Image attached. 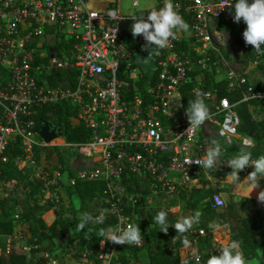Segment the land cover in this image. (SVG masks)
I'll use <instances>...</instances> for the list:
<instances>
[{"label":"built area","instance_id":"1","mask_svg":"<svg viewBox=\"0 0 264 264\" xmlns=\"http://www.w3.org/2000/svg\"><path fill=\"white\" fill-rule=\"evenodd\" d=\"M115 1L116 7L105 4L103 9H93L88 0H0V187L19 183L2 178V168L9 161L8 146L20 140L23 154L12 161L22 169L25 183L39 185L41 193L47 192L45 198L52 206L67 204L69 199L64 190L62 157L65 171H71L73 177L106 182L98 216L113 217L112 226H126L135 224L139 210L151 213L167 199H177L178 203L181 195L197 186L200 179L211 183L208 170L185 161L202 157L213 139L221 143L225 152L231 146L238 148L240 141L247 138L239 134L240 118L226 98L215 104L212 119L195 131H187L189 122L181 93L188 86L193 93L199 89L198 78L205 81L204 73L212 76L215 72L218 78L219 58L214 42L223 38L218 25L231 22L234 16L233 8L220 9L226 0H173L179 14L187 19L196 44L191 51H184L181 35L165 49L153 48L150 72L138 62L137 56L148 55L143 49V37L129 42L128 35L119 29L122 20L133 21L128 17L137 10L134 8L129 15L120 12V17L113 19L109 11L120 9V0ZM234 3L232 0L233 6ZM226 69L223 78L228 88L245 86L242 101L264 103V91H255L237 73L233 61ZM50 78L59 80L58 84L49 86ZM204 92L208 94L206 99L212 98L210 91ZM60 101L75 107L76 117L89 131V137L69 143L58 127L50 125V130H60L58 137L50 141V153L56 160L50 158V165L40 168L36 148L49 144L35 128L37 108ZM207 125L217 126L214 137L204 129ZM62 148L70 156L61 154ZM250 170L249 166L242 171L247 174ZM49 173L50 179L45 178ZM123 173L133 179L127 180L133 187L131 192L122 183ZM210 201L215 208L226 203L217 191ZM178 207L171 205L170 210ZM11 218L13 222L20 219L19 211ZM207 234L211 236L210 255L219 254L220 247L229 242L228 238L218 241L212 229L207 232L193 228L187 236L195 246ZM10 239L8 236L6 251ZM101 241L91 252L80 250L79 239L74 238L66 245L65 253L68 258L79 259L77 264H117L118 250L127 244L106 241L102 245ZM32 247L38 245L24 246V250L33 263L42 258L45 264H61L62 248L32 253ZM91 255L94 260L89 258ZM185 258L195 263L187 251Z\"/></svg>","mask_w":264,"mask_h":264},{"label":"trees","instance_id":"2","mask_svg":"<svg viewBox=\"0 0 264 264\" xmlns=\"http://www.w3.org/2000/svg\"><path fill=\"white\" fill-rule=\"evenodd\" d=\"M150 1H155L154 4L157 7H161L163 2V0ZM185 21L188 23L187 19H185ZM133 22L134 21L130 24L127 36L129 42H133L138 37L132 36L131 25ZM230 24L231 22H221L218 27L220 29H226ZM244 26L245 23L241 20L240 28ZM236 38L238 43L242 46V54L238 55L237 58L243 66H247L256 59L264 60V51H262L261 54H257L251 45H246L244 40L239 37ZM181 42V48L186 51V47L184 46L185 41ZM259 64L264 76V61ZM157 71L158 69L156 72ZM214 76L215 72H212V76L209 73H204L205 81H203L202 86L199 87L203 92H211L212 98L205 99V103L208 105L210 111L222 98H226L230 103L234 104V108L240 118V124L238 126L239 134L248 138L251 137L254 141L253 147L248 149L251 151L253 159L260 155H264V118H256L249 108L261 102L259 100L242 101L245 86L241 85L240 87L228 88V81L225 78H217ZM58 82L59 80L50 78L48 85L54 86L57 85ZM253 87L255 91H264V82L258 80ZM181 93L183 102L187 108L188 101L195 99L194 93L191 92L190 86L185 87ZM35 122L36 130H39V127L43 123L58 127L61 130L62 137L69 143L81 142L89 137V131L85 129L76 117L75 107L65 101H60L51 105L44 104L38 107ZM38 150L39 148H36V153ZM240 150V148L231 146L227 149V156L238 154ZM44 151L46 156L50 155L49 147H45ZM6 153L9 156V161L2 168V178L5 180L16 179L17 181H23L25 176L22 173V169L12 161L16 156L23 154L20 140L11 143ZM60 162L64 167V169L61 170L62 173H66L64 178L65 193L70 200L77 201L78 205L77 208L71 207L74 212L72 218L67 219L62 217L61 213L57 212L55 213L54 219L50 223H47L42 215L43 212L50 208V205H39L35 202L31 209L26 211L24 217L28 224L29 237L25 242L18 244L12 239L14 223L6 207L5 199L0 200V236L11 237L7 251L5 247L1 248L0 246V264H45L42 258H38L37 261L33 263L31 259L28 258L24 246L38 245V248L32 247V253L38 252L40 249L52 251L55 248L62 247L66 239V243H68L71 239L78 238V248L80 250L86 248L88 251L95 252L99 242L102 240V238L97 236L99 229H106L115 223L113 217H105L103 223L87 225L82 231L76 230L80 215L87 212L91 201L101 198L104 195L106 182L99 179H77L73 177L71 171H65L62 157H60ZM47 163L50 165L49 160ZM230 172L231 168H227L219 171L218 174L227 176ZM238 174H243V171H240ZM70 180H72V182H70ZM127 180L133 179L123 173L122 183L126 185L127 190L131 192L133 187L131 184H127ZM26 184L30 186L31 196L38 192L39 185H32L30 182ZM215 191V187L204 180L200 185L192 187L190 191L181 195L180 200L183 202L185 208L191 210V213L197 210L203 213L200 224L193 228H202L209 232L211 230V228H209L210 223L227 225L225 228L228 232L229 242L231 240H239L241 242V249L250 264H264V204L259 203L257 199L240 196L235 199H229L227 202L225 201V206L221 208H215L210 201V197ZM173 201H177V199ZM157 211L156 209L152 210L149 214V222L152 224L151 227L147 230H140L144 238L142 245L140 247H135L127 244L120 247L115 261L117 264H133L135 261L137 262L139 251L145 253L147 264H182L183 261L179 254V249L184 247L182 238L176 233L175 228L171 226L177 219L169 218L170 226L168 227L167 234H165L160 231V226L154 220ZM89 236L90 238H86ZM210 244L211 236L207 234V236L201 238L193 247H198L201 257L206 260L210 255ZM127 250H130L132 253L129 254ZM188 251L190 255L191 250L189 249ZM212 255L218 254L214 253ZM89 258L94 260L93 255ZM190 264L195 263L190 260Z\"/></svg>","mask_w":264,"mask_h":264},{"label":"clouds","instance_id":"3","mask_svg":"<svg viewBox=\"0 0 264 264\" xmlns=\"http://www.w3.org/2000/svg\"><path fill=\"white\" fill-rule=\"evenodd\" d=\"M225 6L233 8V21L235 23L243 20L246 24V29L242 33L245 44L251 45L257 54H261L264 51V47H262L264 46V0H252L250 4L247 0H235L234 6L232 0H226L220 9ZM132 8H135L137 11L128 17L134 21L131 25V33L133 37L142 36L145 41L143 49L148 51V55L146 57L137 56L138 62L145 65L150 63L152 59L151 50L153 48L157 50L165 49L170 46V41L177 39L189 31V24L179 14L177 10L178 6L174 4L173 0H163L161 7H157L155 4L146 6L142 3V0H129L128 10L130 11ZM145 13H147L146 18ZM108 14L111 18L118 19L120 17V10L113 9ZM207 95L206 92L200 89L194 90L195 99L188 101V106L185 109V114L189 122L187 131H195L205 121L212 119V113L205 103ZM253 144L254 141L251 137L245 139L240 152L224 162L231 168V172L228 175H231V182L235 186H238L241 182L238 173L246 167H252L253 170L243 180L249 188L247 198H250L249 194L254 189L260 187L259 181L264 178V155L253 159L251 151L248 150ZM221 154V143L213 139L211 146L202 157L195 159L188 158L185 163L188 165L195 163L201 169L214 171L217 168V160ZM257 201L264 204V189L257 193ZM168 215L169 213L166 210L161 209L157 211L154 217L155 222L160 226V231L165 234H167L168 227L170 226L167 223ZM202 215L203 213L197 210L190 215L179 217L171 225L182 238L183 246L191 250L190 256L195 260V264H250L249 260L244 256L239 240H231L223 244L219 249L218 255H209L206 260L201 257L199 248L193 247L192 242L186 234L194 226L200 224ZM105 216L106 214L97 218L93 217L90 213H82L79 217V223L76 225V230H84L90 222L103 223ZM221 227V225L216 223L209 224V228L213 231H220ZM224 227H227V225ZM97 236L102 238V245L106 241L117 245H138L144 240L138 223H129L126 226L123 224L109 226L106 229L101 228ZM86 238H90V236ZM182 264H190V260L185 258Z\"/></svg>","mask_w":264,"mask_h":264},{"label":"rangeland","instance_id":"4","mask_svg":"<svg viewBox=\"0 0 264 264\" xmlns=\"http://www.w3.org/2000/svg\"><path fill=\"white\" fill-rule=\"evenodd\" d=\"M88 3L93 9H103L105 8L104 7L105 4H107L108 7H112L110 6L111 4L113 5V7H116L117 5V2L115 0H88ZM240 22L235 23L232 20L228 28L220 29L223 34V38L221 39V41L214 42V45L216 46L218 50V58H219L217 75L218 77H223V75H225L227 71L226 68H227L228 63L230 61H233V64L235 66V70L237 71V73H241L246 78L248 83H250L251 85H254L258 80L264 82V76L259 67L260 65L259 63L263 62L264 60H259L256 64H248L247 66H243L240 63L239 59L237 58L238 55L242 54V46L238 43L236 37H239L240 39L243 40L242 33L246 29V24L243 28H240ZM225 40H226V43H225ZM184 41H185L184 46L186 47V51H191V49L196 44L194 41H192V36L190 32L188 35V40H184ZM144 66L146 67V69H149L148 70L149 72H150V69L153 68V64L151 61L147 65L144 64ZM198 80H199L198 83H201L199 87H201L203 84L202 77L198 78ZM251 111L256 118H264V103H259V104H256L255 106H251ZM204 129H207L208 134L214 137L215 132L217 130V126L207 125L205 126ZM45 147L50 148V144L47 146H44V148ZM242 147H243V143L242 141H240L238 148L241 149ZM44 148L39 149L36 153L38 166L40 168H43L44 165H48L47 162L48 160L50 161V158H52L53 160H56L55 156L51 155L52 152L50 153L49 156H46ZM60 152L61 154L69 153L68 151H66L65 148H62ZM235 155L237 154L227 156V150L225 152H222L221 156L217 160V168L214 171L208 170L209 175L212 179L211 183L209 184L215 187L216 191L222 195V197L224 198L226 202L229 199H235L240 196H247V192L249 191L248 186L243 182V180L248 175V173L251 172L253 169L250 170L247 174L245 173L238 174L240 181H241L238 186H235L234 184H232L231 175L222 176L218 174L219 171L230 168L224 162H226L227 159ZM68 156L70 155L68 154ZM44 177L45 178L47 177V179H50V173H49V176L44 175ZM201 182H204V180L203 179L199 180L197 185H200ZM259 185H260L259 188L254 189L249 194L250 198L257 199V193L260 190L264 189V178H262L259 181ZM39 190L35 195L31 196L30 195L31 189L28 187V185L24 181H19V183L13 187H7L4 185L0 187V200L5 199L6 207L8 209L9 214L12 215L15 211H19L21 215L20 219L15 220L13 222L14 229L12 233V239H14L15 242H17L18 244L25 242L26 239L29 237L28 224L25 221L24 217H25L26 211L30 210L35 202L38 203L39 205H50V208L46 210L45 212H43V215H42L47 223H50L54 219L55 213L57 212L61 213L62 217H65L67 219H69L70 216L72 218V214L74 212L72 210L73 208L71 207L77 208L78 206L77 201L70 200V199H68L67 204H64V205L59 204L56 206H52L50 202L47 201V199L45 198V194L47 192L45 191V193H41ZM48 195L50 196V186H48ZM103 202L104 201L101 198H97L91 201L86 213H90L93 217L99 218L97 209L103 206ZM176 204H178L179 207L176 208L174 211L170 210V206L176 205ZM161 205H162L161 208L158 210L163 209L169 213L168 218H167V223L169 225H170L169 218L178 219L181 216H187V215L192 214L191 210L184 207V204L180 199L178 200V203L171 199H167L163 201ZM149 214L150 212L147 210L138 211L135 217V224L138 223V227L140 228V230L141 229L147 230L149 227H151L152 224L149 222ZM92 224L94 223L90 222L88 225H92ZM221 226L222 227L220 231H214L216 232L215 238L218 241L224 240V239L227 240L228 238L227 229L224 227V225H221ZM7 239H8V236H0L1 248L6 247ZM66 241L67 239L65 240V244L62 247H59L63 249L61 253L64 254L60 260V263L61 264H77L76 262H78L79 259L74 260L73 258H68L67 254L65 253V248H66V245L68 244L66 243ZM184 248L185 247H182L181 249L182 258H185ZM188 250L189 249H186L187 252H189ZM127 252L129 254L132 253L130 250H127ZM137 257H138L137 261L139 260L138 261L139 264H147V257L145 253H143L142 251H139ZM136 263L137 262L135 261V263L133 264H136Z\"/></svg>","mask_w":264,"mask_h":264},{"label":"water","instance_id":"5","mask_svg":"<svg viewBox=\"0 0 264 264\" xmlns=\"http://www.w3.org/2000/svg\"><path fill=\"white\" fill-rule=\"evenodd\" d=\"M247 2L250 4L252 2V0H247ZM130 23L131 22L129 19L122 20L119 23V29L124 36L128 35V28H129ZM59 134H60V130L59 129L50 130V125L48 123H43L39 127V136L43 139V141L46 144H50V141L53 140L54 138L58 137Z\"/></svg>","mask_w":264,"mask_h":264},{"label":"crops","instance_id":"6","mask_svg":"<svg viewBox=\"0 0 264 264\" xmlns=\"http://www.w3.org/2000/svg\"><path fill=\"white\" fill-rule=\"evenodd\" d=\"M128 3H129V0H120V12L122 13V14H124V15H129V14H131V13H133L134 11H135V9L134 8H132L130 11L128 10ZM142 3L144 4V5H152V4H154L155 3V1H148V0H142ZM95 5V4H94ZM188 35H189V32H185L183 35H182V41H184V40H188ZM199 78H201V76H199ZM250 109H251V106L249 107ZM246 138H248V137H246ZM198 186V185H197ZM182 249V248H181ZM181 249H180V251H179V254H180V258H181V260L183 261L185 258H182V255H181ZM185 249V255H186V248H184ZM139 261V260H138ZM138 261H137V263L136 264H139L138 263Z\"/></svg>","mask_w":264,"mask_h":264}]
</instances>
